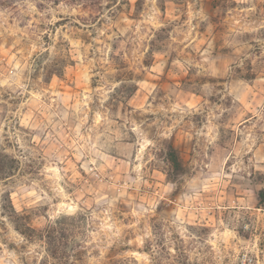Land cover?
I'll return each instance as SVG.
<instances>
[{
    "label": "rangeland",
    "instance_id": "obj_1",
    "mask_svg": "<svg viewBox=\"0 0 264 264\" xmlns=\"http://www.w3.org/2000/svg\"><path fill=\"white\" fill-rule=\"evenodd\" d=\"M1 153L0 264H264V0H0Z\"/></svg>",
    "mask_w": 264,
    "mask_h": 264
},
{
    "label": "trees",
    "instance_id": "obj_2",
    "mask_svg": "<svg viewBox=\"0 0 264 264\" xmlns=\"http://www.w3.org/2000/svg\"><path fill=\"white\" fill-rule=\"evenodd\" d=\"M171 149L173 150V153H175V148L172 147ZM15 162H16V159L12 158L9 154H3V153L0 154V175L2 177H4V179L11 177L14 174L12 172L16 168ZM176 164H178V162H176ZM6 200L9 201V203H5L4 209L9 212L8 215L12 218V221H14L16 223L17 230L20 229V230H22V233L29 234V236H30L32 234L30 232H35L34 228H32L29 224L23 222V220H22L24 217L23 215L17 214L18 212H16V210L14 208V205L12 203V199H11L10 195L6 196ZM66 228L68 229L67 224H66ZM61 233L63 234V237L66 236L65 229L62 228ZM53 237L57 238V236H53V234L50 232H48V234H46V238H49L48 239L49 247H50L49 249H50V254H52V255H54V253L57 252V250H56L57 245H55L56 239L53 240Z\"/></svg>",
    "mask_w": 264,
    "mask_h": 264
}]
</instances>
